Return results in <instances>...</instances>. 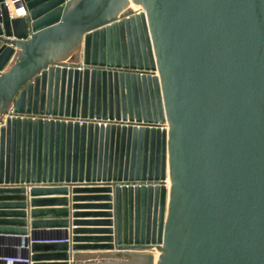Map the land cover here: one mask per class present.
<instances>
[{"label":"water","instance_id":"obj_1","mask_svg":"<svg viewBox=\"0 0 264 264\" xmlns=\"http://www.w3.org/2000/svg\"><path fill=\"white\" fill-rule=\"evenodd\" d=\"M20 1L0 0V243L264 264V0Z\"/></svg>","mask_w":264,"mask_h":264},{"label":"built area","instance_id":"obj_2","mask_svg":"<svg viewBox=\"0 0 264 264\" xmlns=\"http://www.w3.org/2000/svg\"><path fill=\"white\" fill-rule=\"evenodd\" d=\"M10 3L12 5L15 4V3H17L18 5H20V7L17 10H15V12L12 13V16L11 17L9 16L10 19H12V17H15V16H17L15 18L25 17V12H24L23 7H21V1L20 0H14L13 2H10ZM6 7H7V5H6ZM49 118H51V117H49ZM70 121H78V123L81 124V121L80 120L70 119ZM91 122L92 123H95L97 125H104V126L106 124H111V123L119 124V125H129L128 123H122L121 121L118 122V123H116V122H110L108 120L107 121H101V120L96 121V120H92ZM132 125H134V126H144L143 124H139L138 125V124H135V123L132 124ZM20 255H22V253H20V252H17L16 253L15 251H12L11 246H10L9 243H7V242L0 243V263H4V264H29L28 259H22L20 257Z\"/></svg>","mask_w":264,"mask_h":264},{"label":"crops","instance_id":"obj_3","mask_svg":"<svg viewBox=\"0 0 264 264\" xmlns=\"http://www.w3.org/2000/svg\"><path fill=\"white\" fill-rule=\"evenodd\" d=\"M15 52H16V50H15ZM11 60H12V58L9 60V62L8 63H10L11 62ZM10 112V111H9ZM79 197H86L85 195H80ZM59 198H61L60 196H49V197H43V198H39V199H59ZM70 198H71V195L69 194V196L68 197H66V199H68V201H69V207H70ZM27 200H30V198H27ZM79 205H82L83 203H78ZM70 209V208H69ZM72 211H70L69 213H71ZM74 212H76V213H88V212H93V211H74ZM74 212H72V213H74ZM88 219H86V220H84V221H87ZM56 232H52V234H50L49 235V237H55V238H60V237H63L64 236V233H63V230H55ZM7 243H9L10 244V246H11V249H12V251H15L16 253L17 252H20V253H22V255H24V252H23V249L22 248H18V246H17V243L16 242H7ZM43 243H50V242H43ZM16 248H15V247ZM73 254H75V253H70L69 255H73ZM44 263H59V262H43L42 264H44Z\"/></svg>","mask_w":264,"mask_h":264},{"label":"bare ground","instance_id":"obj_4","mask_svg":"<svg viewBox=\"0 0 264 264\" xmlns=\"http://www.w3.org/2000/svg\"><path fill=\"white\" fill-rule=\"evenodd\" d=\"M13 1L14 0H4L5 4L8 7V8L7 7L6 8H7L8 15L10 17L12 16V13L15 12V10H17L20 7V5H18L17 3H15V4L12 5L10 2H13ZM128 8L129 9L132 8L133 10H138V11H135V12H139V7L136 4H134V3L130 2V1H128ZM15 17H17V16H15ZM15 17H12V19H16ZM165 184L168 185V178L166 179ZM151 255H152V261H153L152 264H156L157 259H158V256H159V253L157 251L153 250L151 252Z\"/></svg>","mask_w":264,"mask_h":264}]
</instances>
